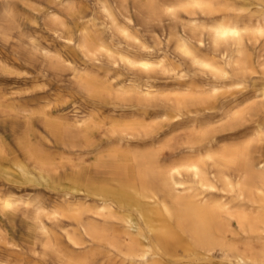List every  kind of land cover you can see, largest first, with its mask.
<instances>
[{"label":"bare ground","instance_id":"6f19581e","mask_svg":"<svg viewBox=\"0 0 264 264\" xmlns=\"http://www.w3.org/2000/svg\"><path fill=\"white\" fill-rule=\"evenodd\" d=\"M39 1L29 15L3 0L0 70L68 62L83 70L77 89L115 116L69 122L58 103L0 107V212H25L31 253L0 234V264H98L107 251L126 264H264V0H98L100 16L84 0ZM96 134L118 145L112 160L94 155ZM76 146L94 157L68 170L58 154ZM108 176L139 199L138 219L122 217L126 245L108 222ZM43 184L62 189L55 211L74 224L64 234L41 217Z\"/></svg>","mask_w":264,"mask_h":264},{"label":"rangeland","instance_id":"374dc122","mask_svg":"<svg viewBox=\"0 0 264 264\" xmlns=\"http://www.w3.org/2000/svg\"><path fill=\"white\" fill-rule=\"evenodd\" d=\"M12 1H13V3H14V1L16 2L17 5L16 4H14V5H16L20 11L29 13V15H32L33 13H35V11H33V9L35 7H39V2H40L39 0H25L26 3L24 2V4H23V2L21 0H18V1L12 0ZM2 5H3V0H0V15H1ZM84 6L87 9H89L91 12H93L96 16L101 15V13H100L101 10L99 8V1L98 0H96V1L95 0H84ZM30 17L33 18V16H30ZM38 21L41 22L42 21L41 18H38ZM73 61H72L73 63H75V62L81 63L82 62L79 59V56H76V58H74ZM10 62L11 63L7 64V68L0 70V107H1V109L5 104H8V102L12 103V101H20L23 104L26 103L28 108H31V107L33 108L37 104L42 108H47L50 105H54V104L58 103V106L60 108L56 112V115L58 114L57 116L65 118L69 122H74L75 120L82 122L83 120H86L90 117V113L95 112V111H99V113H100L99 118L101 119L103 117V119H101V120L108 121V120H110L108 118L111 117V115L115 116V115H113L115 113L110 112V110L108 109L107 106L104 107V104L100 103L98 100L90 98V96H86L85 94H83L82 92H80L77 89L75 82H76L77 78L81 75V73L83 72V70H81L82 68H78V69L73 70L72 68L69 67V64H67L68 62H66V64L62 65V67L58 68L59 70L57 69V71H53V70L44 71L40 67V65L36 62L35 63H31V62L26 63L25 62L26 64L22 60L20 63H16V64H12L13 63L12 61H10ZM30 64H31V68H30ZM82 66L80 65V67H82ZM79 71H80V73H79ZM44 76H45V78H44ZM59 78H61V79H59ZM65 88H67V89H65ZM63 92H64V95L66 97L63 95ZM68 94H69V97H68ZM65 98H68V99L65 100ZM69 98H71V99H69ZM88 99H89V101H88ZM32 103H34V105ZM61 114H63V115H61ZM106 114H107V117H106ZM105 129L106 128L104 127V130ZM106 135L105 134H96L91 139V141L94 143V145L97 148H99V150H97L94 153V155L98 154L100 152V153L105 154V156L107 158L109 156L108 159L112 160L113 158L111 156L116 154L115 149H116V147H118V145L116 146V143L109 142L107 140ZM103 138L105 139V142H103L104 141ZM102 143H103V145H102ZM107 146L110 148H108ZM66 151L68 152L69 155H67V152L65 153V151H61V152H59L58 156L59 157L64 156L61 160L60 159L59 160H60L61 165H63V163L64 164L66 163L63 166L68 170H71V164H72V168H74V167H77V164L82 162L81 160H84L85 163H88V162L92 161V159L94 157V155H92V154H82L80 152L78 146H76L74 148L71 147L70 149H67ZM169 154L170 153L167 150H165L162 154V157H161L162 161L166 162V161L170 160L171 156ZM75 159H76V161H75ZM73 164H75V165H73ZM106 178L107 179L104 181V185H105L104 188H106V189H103V191L101 193L107 199V202L111 203V207L108 210V213L110 215V217L108 218V222H109L110 226L113 225L112 226L113 228H117L119 230H122V235L119 236L120 237L119 239L121 241V244L124 245L125 241H127V242L129 241V239H128L129 237L123 231L125 229V226H124V223L122 221V219H123L122 217L132 214L136 220L138 219L137 210L139 208V199L137 197H135L136 195L132 192L131 189H124L123 187H121V185L116 180L112 179L110 176H108ZM109 179H112V182H110L111 180H109ZM0 182H1L0 185L2 184V182H4L3 179L1 178V175H0ZM12 184H13V186H20V187L22 186L24 188L26 187V189H25L26 191H19L18 192L19 194L25 193V194H31L34 196L38 194V191L35 190L36 187L34 188V186H31L30 184L18 183V182H16L15 184L14 183H12ZM19 184H21V185H19ZM40 187H41L40 192L42 193L41 195L43 198L42 202L45 204L44 207L41 209L42 219L45 222H47V220L50 218V220H48V224L50 226L53 224L55 229L57 230V232L59 234H62V233L64 234V228L71 229L74 226V224L68 223V218H69L68 212L63 211V212H59V214H57L58 212L55 211L56 205H58V203L55 200L57 198V195L55 194V192H57V191L60 192V190H62V189L61 188L58 189V187L54 188L50 184H47V185L43 184ZM108 187L110 188V189H108L109 191H107ZM64 188L67 189V187H64ZM112 188H114L113 191H112ZM119 188L124 189L126 193L122 189L120 190ZM82 189L80 190L81 193H84V192L91 193L89 190L86 191V190H84V189L82 190ZM126 190H128V191H126ZM119 191H121V195H120ZM131 192H132L133 196L130 194ZM124 194L126 195V198L132 196L131 199L128 198L129 200L128 199L126 200ZM127 194H128V197H127ZM115 195H116V197H115ZM88 197H86V198L85 197L83 198L82 196L81 197H75L73 201L79 200V198H80L79 201H81V203L91 207V205L94 204V201L90 197L89 198ZM116 198H117V200H116ZM133 198H136L137 200H135ZM125 201H127V202L125 203ZM129 202H130V204H129ZM45 212H48V213H45ZM25 215L26 214L23 211H16V212L10 213L9 215H3L2 212H0V234L3 236L7 235L6 237L13 238L14 240L20 242L21 244H25L27 247H25L24 250L28 254H31V253H29L30 249L27 245V244H29L27 242V240L29 239V236L27 235L26 230H25V226H24L25 225ZM54 216H55V218H53ZM46 217H49V218H46ZM53 219H55V221ZM233 227H235V229H236V226L234 224H233ZM13 231H14V233H13ZM61 240H63L62 237H61ZM38 252H39V254L41 253V247H38ZM178 253L179 254L183 253L181 251V248H178ZM115 254H116L115 252L107 251L105 253V255H103V260H102L103 263L100 262L98 264H116V263L117 264H126V262H124L122 260L121 256H119L117 254L115 255ZM110 256L111 257L114 256L116 263L111 260L112 258ZM117 256H118V258H117ZM119 258L124 263L121 262ZM215 259L217 261L216 264H246L245 260H243L239 257L223 258L219 255V256H216ZM168 263L169 264H178L177 262H173V261L170 262L169 260L167 262L165 260L164 264H168ZM27 264H33V262L30 261V262H27ZM41 264H60V262L58 260H56V258H54L52 255H49L47 257V260Z\"/></svg>","mask_w":264,"mask_h":264}]
</instances>
